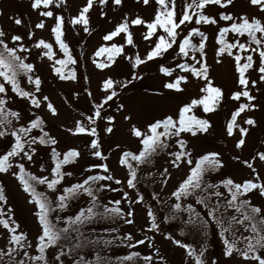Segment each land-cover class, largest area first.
<instances>
[{
	"label": "snow or ice",
	"instance_id": "6c2138e0",
	"mask_svg": "<svg viewBox=\"0 0 264 264\" xmlns=\"http://www.w3.org/2000/svg\"><path fill=\"white\" fill-rule=\"evenodd\" d=\"M99 2L103 4L104 0H99ZM142 2L147 5L150 0H142ZM53 3L59 5L61 0H30V7L39 11L44 17L54 19L51 33L54 34L55 42L64 55L57 57L52 51L53 44L44 38L34 39L33 45L37 49L40 47L45 49L41 55L49 58L50 61L55 60V63L51 64L52 72L66 79L64 66L68 62L75 63L76 60L66 39L62 38L64 18L59 11H54L50 7ZM112 3L120 5L121 0H112ZM209 3L225 6L231 5L232 0H192L191 3L185 2L180 12H177L175 8V0H156L153 18L144 19L139 14L132 16L125 12L120 22L105 33L104 40L106 41L116 37L118 33L127 34L121 39L131 45L134 41L130 25L147 26L145 39L152 38L154 44L143 57L139 54L134 57L131 64L132 69H136L131 72L133 80L144 76L143 72L137 74V65L163 56L165 50L175 48L176 55L171 59L179 60V62L172 64L171 67L163 64L159 66V72L171 75L162 82L160 87L148 90L147 95L150 97L164 95L170 90H182L183 82L188 81L190 76L202 81L201 94L198 96L191 97L187 102L179 104L167 113H157L156 117L149 118L142 125L131 124L130 135L137 141L135 150L128 147L121 150L118 144L113 145V150L118 153L119 165L126 167L128 187L135 188L138 179L155 177L163 189L167 186L171 176L168 167L166 166L158 174L155 170L140 174V166L150 164L153 155L167 148L170 140L175 145L174 150L168 153L171 157L170 166L175 169L186 164V174L169 190L166 200L161 199L156 192L152 195L161 207L171 213H166L162 217L163 222L179 219L182 223V227L178 229L179 232L188 230L201 233L204 243L200 245L199 253L191 244L177 239L172 232L162 233L172 243L186 250L185 259L189 260V264H193L190 258H194V264H205L203 254L210 224H214L217 229L222 241V254L225 257L236 254L245 260L251 258L257 264H264V254H261L264 252V202L253 203L250 195L251 192L257 191L264 196V179L259 178L254 163L257 158L264 161V150L257 151L250 159L243 160V164L251 169V178L237 181L232 176L222 175L219 179L212 180L209 177L213 173L219 174L225 166L221 154L217 151H203L195 155L194 150L187 147L188 141L184 135V133L196 135L206 132L210 126V120L194 114L193 109L199 107L204 113H208L217 109L224 99L222 87L215 84L210 74V67L206 62L207 34L195 26L188 28L186 33L183 31V27L193 20L197 24L212 22L217 25L218 33L215 39L219 46L215 49L216 62L223 63V54H227L234 62L237 90L231 91L230 97L237 101V105L231 110L230 118L226 121V131L232 135L234 128H238L239 138L235 140L237 148L245 143V134L249 132V128L235 123L238 115L245 110L254 111L260 108V105L255 103L256 97L249 86H255L257 80H250V76L246 75V70L255 68L259 73V80L264 82V15L257 16L241 12L238 17H234L231 11L224 10L219 11L218 16L225 23L219 24L217 17L199 11ZM249 3L264 12V0H249ZM92 6L93 0H86L77 14L70 17V22L72 24L79 22L84 30L88 31L89 18L86 13ZM192 13L196 15L193 16ZM10 19L17 25L23 23L19 14L11 16ZM43 26L44 20H38L35 25L37 28ZM158 29L164 31L157 34ZM229 30L237 34L233 42L225 39ZM194 34L199 37L198 43L193 42ZM241 34H247L246 41L241 39ZM33 35L32 29L26 32L27 37H33ZM104 51H107L108 63L111 64L117 53H123V48L119 43H102L96 48L93 57ZM254 52L258 53V68L253 63ZM28 55L24 36L15 32L5 33L3 29H0V139L8 141L7 146L0 149V171H10L14 177L18 178L20 186L27 193V201L34 205L33 214L37 221V234L34 241L29 242L27 233L18 230L19 225L12 217L10 209L8 210L9 218L6 219L2 214L5 209L0 204V225L5 226L10 240L6 246V252L0 250V257L7 259L8 264H120L121 260L129 264L127 258H134L131 264H152L153 260L156 264L160 262L167 264L165 257L161 256L154 246L151 251L143 254L138 250H129L127 257H112L107 254L108 248L114 244H127L131 248L145 242L151 244L152 241L148 236L137 238L132 232H120L117 222L119 221L120 224L133 223L134 208H128L127 205L122 204L124 198L128 196L127 192H123V195L116 199L111 197L107 200L101 199L104 190L117 191L111 183H105V180L121 183V178L109 171L106 162L86 163L84 169L87 170V175H83L82 178L77 177L76 180L68 183L64 182L66 176L75 175L67 166L71 163H78L81 153L77 147H67L61 155L55 147L57 139L49 133L45 121L36 109L44 105L52 114H57L58 109L48 95H38L42 79L35 73V65L27 59ZM242 55L245 56L243 62H241ZM180 57H190L191 62ZM95 65L101 70L106 67L101 60H95ZM184 70H187V74H176V72L183 73ZM67 73L68 76L77 79L74 68H68ZM21 75L27 78V88L21 84ZM85 79L88 77L86 76ZM116 83L111 76L103 79L100 86L106 90V93L102 96L100 103L93 101L92 115L86 117L92 126H85L81 119H77L74 127L66 129L72 134L90 133L92 137L89 145L92 149L90 154L101 160H103L104 153L97 136L98 130L94 117H101L102 104L116 96L117 89L113 87ZM130 84L131 81L125 78L119 83V88L123 89ZM9 88L12 93L26 99L28 110L32 114L30 119L25 120L18 108L8 107L7 102L11 99L8 94ZM85 92L91 95L89 89H85ZM119 107L125 109L123 103ZM103 119L106 122L104 131L111 133L115 117L103 115ZM124 119H133L132 114L124 116ZM244 123L254 126L257 120L253 115H247ZM60 127L65 126L62 124ZM36 129L39 130V134L34 135L33 132ZM37 144L52 146L49 149L51 166L41 161L39 168L44 172L41 175L29 171L25 166L27 161L35 163L33 155L37 152ZM235 159L239 160L240 157L236 156ZM41 185L44 188L43 191L38 187ZM49 192L52 195H49ZM82 197H84L83 200ZM6 200L4 186L0 184V201L6 202ZM135 200L143 203V195L137 194ZM76 202H80L79 206L65 214ZM146 215L148 222L145 227L159 232L161 218L157 216L150 204L146 206ZM99 222H105L112 227L105 228L101 233L89 227ZM241 226L247 235L243 232L237 234ZM89 249L96 254L86 255ZM101 251L105 253L103 256L99 254ZM49 252L52 253L51 257L48 255ZM0 264L3 262L0 261ZM211 264H218L216 257L211 258Z\"/></svg>",
	"mask_w": 264,
	"mask_h": 264
},
{
	"label": "rangeland",
	"instance_id": "374dc122",
	"mask_svg": "<svg viewBox=\"0 0 264 264\" xmlns=\"http://www.w3.org/2000/svg\"><path fill=\"white\" fill-rule=\"evenodd\" d=\"M86 0H61V4H52L50 7L54 11H59L64 20L62 23V38L66 39L69 44L72 55L76 62H68L65 67V78L59 77L52 72L51 64L55 63V60L50 61L49 58L41 55L45 49L40 47L37 49L33 45L34 39L44 38L53 44L52 51L57 57H62L64 53L59 49L58 44L55 42L54 34L51 33V26L54 23V19L51 17H44L39 11L33 10L30 7V0H0V29H3L5 33H19L25 37V41L28 47L29 55L27 59L34 63L35 73L41 76L42 85L38 95H48L53 105L58 109L57 114H52L46 106L42 105L36 110L42 116L46 123V127L49 133L56 137L57 144L55 147L60 151L61 155L67 147H77L81 153L78 163H71L67 167L75 173L73 176H66L65 183L74 181L77 177L82 178L83 175H87V170L84 169V165L89 162L99 163L106 162L109 166V171L121 178V183L117 184L115 181H107L105 183H111L112 187L117 191L109 192L104 190L101 195L102 200H107L108 197L116 199L121 197L123 192H127L128 196L122 201L123 205H127L128 208H134V222L127 224H120L117 222V226L120 232H132L137 238L148 236L152 243L145 242L139 246H132L129 248L127 244H115L109 251L114 257H127L129 250H138L142 254L152 250L153 246L159 250V254L167 260V264H189V260H186V250L182 246H177L172 241L162 235L164 231H170L177 239L184 240L189 243L199 253V247L204 240L201 238V233L197 231L179 232L178 229L182 227V223L179 219L175 221L163 222L162 218L159 221L160 231L147 229L145 224L148 222L146 215V206L156 202H159L151 196V201L143 203L136 201L137 194L131 190L126 184V168L120 166L118 163V153L113 150V145L118 144L121 150L125 147L135 150L137 141L130 135V126L132 123L143 124L149 118L156 117L157 113L173 110L179 104L187 102L191 97L198 96L200 93V86L202 81L198 78L190 76L189 80L183 82L182 90H170L164 95L157 97H150L147 95L148 90L153 87H160L162 82L168 78L171 74H163L159 72V66L171 67L172 64L178 63L179 60L173 61L172 56L176 55L175 48L165 50L163 56L152 58L149 61L142 62L137 65L138 73L143 72L144 76L140 79L133 80L131 76L132 69L131 64L134 57L139 54L143 57L147 50L154 44L152 38L145 39L146 25H130V32L132 33L133 44L129 45L122 36L127 34L118 33L116 37H112L109 40H104L106 32L112 30L115 24L120 22L125 12L134 16L136 14L141 15L144 19H151L154 16L156 0H150L149 4H143L142 0H121L120 5H114L112 0H104L101 4L99 0H93V6L88 10L86 15L89 18V30L85 31L83 25L72 24L70 17L77 14L82 3ZM185 2L191 3L192 0H175V8L177 12L183 10ZM46 10V9H45ZM228 10L233 13L234 17H238L241 12L251 15L262 16L264 12H261L257 7L250 5L249 0H232L231 5L220 6L215 3H209L205 5L199 11H203L206 14L217 17L219 24H224L225 21L218 16L219 11ZM104 12V15L100 13ZM19 14L22 19V24H15L11 16ZM193 16L196 13H192ZM38 20H44V26L42 28L35 27ZM199 27L207 34L205 41L206 62L208 63L211 75L216 85L222 87L224 99L217 109H213L208 113H204L201 108H195L192 112L196 115L205 117L210 120V126L206 132H201L196 135L190 133H184L185 138L188 141L187 147L194 150V154L198 155L203 151H217L221 154V158L225 161V166L222 168L219 174L213 173L209 179H219L222 175L232 176L237 181H242L244 178H251V169L243 164V160L250 159L257 151L264 150V82L259 80V73L255 68H249L246 70V75L251 79L257 80L255 86H250L252 94L256 97L255 103L260 105V108L252 111L245 110L242 114H239L236 124L249 128V132L245 134L246 141L240 147L235 146V140L239 138L238 128H234L232 135H229L226 131V121L230 118L231 110L237 105V101L230 97V92L237 90L235 84V78L237 74L234 72V62L227 54H223V63H217L215 59V49L219 46L215 37L218 33V27L212 22L197 24L194 20L188 22L183 27V31L186 33L190 27ZM32 29L34 32L33 37H27L26 32ZM163 29H158L157 34L162 33ZM237 34H234L229 30L225 35V39L229 42H233ZM194 43H198L199 37L192 38ZM241 39L247 40V34H241ZM196 41V42H195ZM119 43L122 45L123 53H117L113 60V63H108L107 51L101 52L100 55L93 57V53L100 44ZM246 51V50H245ZM199 54V53H197ZM254 54L253 63L256 68L258 64V53ZM181 59H188L191 62L190 57H180ZM245 56L242 55V61ZM95 60H101L105 63V69L101 70L95 65ZM57 66H60L57 64ZM74 68L76 70L77 79H73L68 76L67 69ZM176 74H187V70L183 73L176 72ZM88 79H85V77ZM111 76L117 83L113 85L117 89L115 97L111 98L109 102L102 104V116L94 117L95 126L97 128V136L101 144V150L104 153L103 160L92 157L90 152V133L72 134L68 133L66 129L68 127H74V122L77 119H81L85 126H92L91 122H88L87 115H92L93 101L96 103L101 102L102 96L106 93L100 85L104 78ZM129 79L131 84L125 86L123 89L119 88V83L123 79ZM21 84L25 88L28 87L27 78L23 75L20 76ZM85 89H89L91 95L85 92ZM9 96L11 99L7 102L8 107L19 109L22 112L23 118L30 119L32 117L31 112L28 110V104L25 98H21L18 95L11 92L9 88ZM246 100V98L241 97ZM123 103L125 109H121L119 105ZM132 114L133 119L125 120L124 116ZM82 114H84L82 116ZM192 114V113H190ZM103 115H113L115 120L113 123V131L106 133L104 128L106 122L103 119ZM247 115H253L257 120V124L247 125L244 123V118ZM64 125L61 128L60 125ZM34 135L39 134V130L36 129L33 132ZM8 141L0 139V149L7 146ZM37 152L33 155L32 161L25 162V166L29 171L36 173L37 175L44 174L39 168L41 161L47 162L48 166H51L50 161V145L37 144ZM175 145L169 142L164 153L160 154L156 161L155 172L158 174L166 166L171 172V176L168 180L167 186L161 189L160 182L152 177V194L158 193L161 199H167V193L186 174V164H182L178 168H171V157L168 155L173 151ZM111 150V151H110ZM239 156L240 159L236 160L235 157ZM255 167L259 173V178L264 179V161H260L258 158L254 162ZM107 174V173H105ZM0 184L4 186L5 195L7 197L6 202L0 201L5 211L2 213L7 219L9 218L10 209L12 217L19 225V231L27 233L29 242H33L37 234V221L33 214L34 205L29 203L26 199L27 193L20 186L18 178L14 177L12 173L0 171ZM41 191L44 190L43 186H38ZM223 191V189H221ZM52 195L51 192L48 193ZM253 203L264 202V196H261L257 191L250 193ZM82 200L84 197L81 198ZM80 202H76L72 205V208L68 212L73 211L79 206ZM163 211V216L168 213V210L164 207H158ZM231 212V210H230ZM162 216V217H163ZM170 224H174L173 228H169ZM93 231L97 233L103 232L107 227L112 225L105 222H99L89 226ZM170 230H169V229ZM139 229V232H137ZM244 233L242 226L239 228L237 234ZM206 247L203 254L205 264H211V258L216 257L218 264H257L253 259H243L239 255L233 254L229 257H225L222 254V241L218 236L217 229L214 224L209 225L208 234L206 237ZM10 243L9 233L5 226L0 225V250L6 252V246ZM92 250L89 249L87 255H91ZM261 254H264L262 252ZM51 255V252L48 253ZM155 255V254H154ZM103 256V255H101ZM112 256V255H110ZM113 257V256H112ZM134 258H127L129 264ZM194 264V258H190ZM0 261L3 264H8L7 259L0 257ZM121 264H125V260H121ZM152 264H156L153 260ZM163 264V262H160Z\"/></svg>",
	"mask_w": 264,
	"mask_h": 264
},
{
	"label": "trees",
	"instance_id": "16d2710c",
	"mask_svg": "<svg viewBox=\"0 0 264 264\" xmlns=\"http://www.w3.org/2000/svg\"><path fill=\"white\" fill-rule=\"evenodd\" d=\"M164 151H165V149L160 150V151H157L153 155L152 162L150 164H142L140 166V174L145 173V172H152L153 170H155L157 158H158V156L160 154L162 155V153H164ZM151 183H152V177L151 178H141V179H138L137 182H136V187L135 188H131V190L133 192H135V194H142L143 195V199L145 200V203L146 202H150L151 201V196H152ZM150 205L153 207V210L156 212L157 216L160 217V218H162V216H163L164 213H163V211H161L160 209H158V207H160V205H158L156 202H153ZM173 226H174V224H170V227L169 228L171 229V228H173ZM114 245L110 246L108 248V250H107V254L108 255H112L113 257H114V255L111 254L109 251L112 249V247ZM95 254L96 253L92 250L91 255H95ZM99 254L100 255H104L105 253L103 251H101ZM51 255H52V253H51ZM51 255H49V257H51ZM86 255H87V253H86ZM120 264H121V261H120Z\"/></svg>",
	"mask_w": 264,
	"mask_h": 264
}]
</instances>
